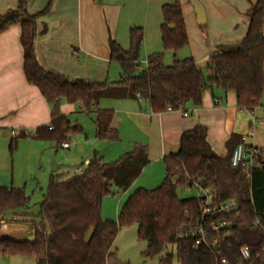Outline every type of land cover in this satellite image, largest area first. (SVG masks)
Returning a JSON list of instances; mask_svg holds the SVG:
<instances>
[{
	"label": "trees",
	"instance_id": "16d2710c",
	"mask_svg": "<svg viewBox=\"0 0 264 264\" xmlns=\"http://www.w3.org/2000/svg\"><path fill=\"white\" fill-rule=\"evenodd\" d=\"M50 10L39 14L26 11V0L6 14L0 13V33L13 25L21 27L24 51V73L28 84L38 88L52 104V121L39 127L32 138L61 144L81 132L60 111V102L80 103L85 113L95 110L97 138L118 142V131L112 128L114 112L98 109L103 100H146L154 114L183 111L188 104L198 108L208 90L234 93L241 110L254 112L264 97V0H257L247 13L249 27L242 43L235 47H221L207 64L206 78L193 57L176 59L174 65H164V54L150 55L146 67L141 68L145 42L143 28L130 30V47L124 50L110 42V61L121 69L117 83L72 81L62 75L46 71L38 62L35 41L39 34L38 20ZM161 41L164 50L179 51L190 45L181 0H166L162 5ZM28 138L20 132L13 138L14 151L20 139ZM242 141L230 140L227 157L216 155L206 141L201 127L182 135L180 150L165 158L166 176L154 190H135L119 212L118 220L102 218L103 201L114 196V188L127 192L138 179L142 168L149 164L145 149H137L115 164H107L95 155L80 175L66 178L52 174L49 187L39 206L32 241L0 238V255L33 258L37 264H107L121 228L138 226V238L148 242L145 258L159 256L169 246L175 249L180 264H264V167L255 169L251 177L232 165V154ZM237 144L235 147L232 146ZM142 157L144 164L135 168ZM84 166V164H83ZM199 185L212 195L214 205L235 199L239 216L228 217L234 226L225 236L218 253L212 255L195 250L191 241L179 240L183 227L196 224L200 217L202 198L181 199L179 189ZM30 198L24 189L0 188V228L15 222L14 217L29 218ZM23 211L25 214H19ZM17 214L19 216H17ZM25 215V216H24ZM259 222V223H257ZM249 247L252 258L245 262L240 249ZM174 254L159 264H173Z\"/></svg>",
	"mask_w": 264,
	"mask_h": 264
},
{
	"label": "crops",
	"instance_id": "0c3cea01",
	"mask_svg": "<svg viewBox=\"0 0 264 264\" xmlns=\"http://www.w3.org/2000/svg\"><path fill=\"white\" fill-rule=\"evenodd\" d=\"M200 1L207 14V37L216 38L203 39L197 51L190 40V31L203 35L201 28L204 25L197 23L190 0H181L189 46L192 48L190 57L194 58L198 68L205 74L210 57L219 52L221 47H235L242 43L249 27L247 13L257 0ZM19 2L20 0H0V13L16 10ZM49 4V12L38 20L39 34L35 41L36 58L46 71L72 81L117 83L121 78V69L110 61V42L115 41L124 50H128L132 28L144 29L142 54L145 52L147 59L153 53H161L151 45L152 38L159 35L161 39L162 19L157 0H26V11L30 15H36ZM176 59L177 55L174 61ZM111 76L114 79L119 77V80L111 81ZM103 101L107 102L106 105L103 108L101 102L98 109L114 112L112 128L118 131L120 139L126 137L131 143L130 147L134 149L132 152L140 148L146 150L148 166L151 168L164 165L166 157L176 155L180 150L182 135L196 127L205 130L206 141L216 155L227 157L229 142L234 136L240 142L251 135L253 115L260 123L255 125L253 139L247 143L264 150V141L255 135L256 131H264V121L259 118L264 119V97L254 112L241 110L234 93L225 94L219 90H208L201 107L188 104L183 111H168L163 114H154L149 103L143 99ZM52 107L38 88L28 84L26 80L20 25L9 27L0 33V130L12 134L17 131L34 134L39 127L51 123ZM78 108L83 111L80 103L69 104L65 100L60 102V111L67 117ZM259 110L260 116L257 117ZM91 114H95V110L88 115ZM146 173L147 171L143 174ZM152 174L149 172V178ZM159 181L158 179V183ZM134 185H139L138 189H146L144 187L152 184L141 178L132 186ZM13 219L15 222L10 223L11 225L24 223L21 221L24 218ZM24 259H15L14 264H24ZM31 259L37 264L35 259ZM107 264L121 263L115 253L111 252Z\"/></svg>",
	"mask_w": 264,
	"mask_h": 264
},
{
	"label": "rangeland",
	"instance_id": "374dc122",
	"mask_svg": "<svg viewBox=\"0 0 264 264\" xmlns=\"http://www.w3.org/2000/svg\"><path fill=\"white\" fill-rule=\"evenodd\" d=\"M160 8V15L162 18V5L166 3V0H157ZM161 26V24H160ZM198 27V26H197ZM200 29V28H198ZM202 34H196L194 31H190V40L195 45V50L201 47L203 39H214L216 37H207L206 26L201 28ZM161 34V33H160ZM218 39L222 37H217ZM225 39L229 37H224ZM151 45L153 49H159L161 54H164V65L171 67L174 65L175 54L164 50L161 44L159 35L151 39ZM191 47L188 46L177 54L178 60H184L190 57ZM154 54V53H153ZM188 56V57H187ZM146 54L143 52L141 56V68L146 67ZM204 76L207 78L209 72L206 70ZM111 81L119 80V77L111 76ZM107 103L102 101L101 106ZM260 110L257 112V117L260 116ZM73 125H76L81 129L75 135L71 136L69 140L74 143L75 146L70 150H63L59 148L55 142L52 141H38L32 138L33 134L27 132L28 138L20 139L14 151L10 150V144L13 138L17 135L12 134L9 131L0 130V188H16L24 189L26 195L30 198V209L26 212L29 215L25 223L14 224L5 223L0 228V238L8 237L17 241L34 239V230L31 226V221H36V217L39 214V206L44 199L46 191L49 187L50 178L52 173V161L56 158L57 163L61 166L57 175L66 178L72 174L76 168L83 166L86 160H92L95 155L104 159L107 164H115L118 160L130 154L134 149L130 147L131 143L122 137L118 142L101 141L97 138V130L95 125V114L90 116L78 108L74 113L69 114L67 117ZM262 121L264 119L262 117ZM256 138L264 141V131H256ZM126 136V135H124ZM124 138V139H123ZM144 164L142 157L136 161L135 168H139ZM152 166L146 165L143 167L138 179L146 180L148 184L146 189H155L159 187L165 179L166 168L165 165ZM147 171L144 175L143 173ZM149 172L153 173L149 178ZM159 174L161 176H159ZM144 177V178H143ZM158 179L160 180L158 183ZM157 182V183H156ZM153 186V187H150ZM139 188V185L132 186L129 191H119L114 188L115 196L106 197L103 201L102 218L104 220L117 221V208L121 211L124 204L132 193ZM120 195V196H119ZM178 196L181 199L199 198L200 191L197 188L179 189ZM19 214H25L23 211ZM12 223V222H11ZM13 224V223H12ZM148 248V242L140 240L138 238V226L132 225L123 227L120 229L116 242L113 247V252L117 260L121 264H159L160 261L165 260L167 255L174 254L173 264H180L175 256V249L173 246H169L159 256L155 258H145L143 253ZM9 258V257H8ZM7 257L0 255V264H14L15 259H22L20 257ZM24 259V258H23ZM24 264H35V261L31 258L24 259Z\"/></svg>",
	"mask_w": 264,
	"mask_h": 264
},
{
	"label": "built area",
	"instance_id": "2783aa9c",
	"mask_svg": "<svg viewBox=\"0 0 264 264\" xmlns=\"http://www.w3.org/2000/svg\"><path fill=\"white\" fill-rule=\"evenodd\" d=\"M258 123H260V120L253 115L251 135L244 137L232 154V165L239 168L247 178L251 177L253 170L264 167V150L247 143L248 140L253 139L255 125ZM13 134L19 135L20 132H13ZM73 147L74 143L67 141L62 143L60 148L70 150ZM88 164L89 162H86L84 166L76 168L74 174H82ZM195 188L200 191L199 198L205 200L200 207L199 220L196 224L183 227L178 233L177 238L179 240L191 241L192 247L195 250H204L215 255L218 253L228 231L234 226L233 221L228 217L239 216V205L235 199L214 205L209 191L201 188L199 185H196ZM239 253L241 259L245 262L250 261L252 258L249 247H242ZM222 264H227V262L222 260Z\"/></svg>",
	"mask_w": 264,
	"mask_h": 264
},
{
	"label": "water",
	"instance_id": "95a60500",
	"mask_svg": "<svg viewBox=\"0 0 264 264\" xmlns=\"http://www.w3.org/2000/svg\"><path fill=\"white\" fill-rule=\"evenodd\" d=\"M190 3L192 7L194 8L196 17H197V23L200 26H203L207 22V14L206 9L203 5V3L200 0H190ZM60 168V165L57 163L56 158H53L52 161V173L56 174Z\"/></svg>",
	"mask_w": 264,
	"mask_h": 264
}]
</instances>
